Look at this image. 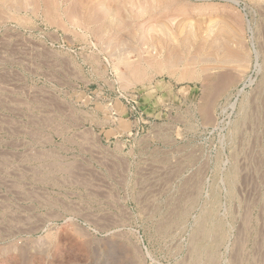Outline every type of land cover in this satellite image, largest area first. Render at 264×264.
Returning a JSON list of instances; mask_svg holds the SVG:
<instances>
[{
  "label": "rangeland",
  "instance_id": "374dc122",
  "mask_svg": "<svg viewBox=\"0 0 264 264\" xmlns=\"http://www.w3.org/2000/svg\"><path fill=\"white\" fill-rule=\"evenodd\" d=\"M110 1L0 0V264H264V0Z\"/></svg>",
  "mask_w": 264,
  "mask_h": 264
},
{
  "label": "bare ground",
  "instance_id": "6f19581e",
  "mask_svg": "<svg viewBox=\"0 0 264 264\" xmlns=\"http://www.w3.org/2000/svg\"><path fill=\"white\" fill-rule=\"evenodd\" d=\"M54 1H55V0H54ZM74 1H76V0H74ZM78 1L80 2V0H78ZM99 1H100V0H99ZM108 1H109V0H108ZM115 1H116V0H115ZM124 1H125V0H124ZM135 1H136V0H135ZM142 1H143V0H140L138 3H141V4H142ZM82 2H83V0H82ZM110 2H112V0H111ZM113 2H114V0H113ZM143 2H144L143 4L146 3V1H143ZM83 3H84V2H83ZM83 3H82V4H83ZM147 3H148V1H147ZM155 3H156V2H155ZM161 3H162V2H161ZM72 4H73V3H72ZM74 4H75V3H74ZM87 4H88V3H87ZM109 4H112V3H109ZM84 5H85V4H84ZM84 5H83V6H84ZM88 5H89V4H88ZM102 5H103V4H102ZM104 5H105V4H104ZM104 5H103V6H104ZM125 5H126V4H125ZM145 5H147V4H145ZM76 6H77V5H76ZM78 6H79V5H78ZM90 6H91V5H90ZM90 6H89V7H90ZM107 6H108V5H107ZM109 6H111V5H109ZM114 6H115V5H114ZM114 6H113V7H114ZM116 6H117V5H116ZM119 6H121V5L118 4L117 8H115V9H116V10H115L116 14H117V13H118V14L121 13V11H122V9H123V7H119ZM128 6H129V5H128ZM140 6H141V5H140ZM79 7H80V6H79ZM105 7H106V6H105ZM118 7H119V8H118ZM129 7H130V6H129ZM138 7H139V6H138ZM150 7H151V5H150ZM71 8H72V7H71ZM73 8H75V7H73ZM76 8H77V7H76ZM82 8H83V7H82ZM107 9L109 10L108 7H106V8L102 7V9H100V7H99V11L93 9V13H94L93 17H96V18H94V19H95L94 22L97 23L96 19H97L98 21H100L101 23H102V20L106 21V17H109V16H107ZM130 9H131V8H130ZM156 9H157V8H156ZM74 10H75V9H74ZM77 10H78V9H77ZM77 10H76V11H77ZM86 10H87V9H86ZM131 10H132V9H131ZM151 10H152V8H151ZM96 11H97V12H96ZM135 11H136V10H135ZM71 12H72V11H71ZM108 12H109V11H108ZM147 12H148V11H147ZM74 13H76V12H74ZM84 13H85V12H84ZM84 13H83V14H84ZM89 13H90V12H89ZM91 13H92V12H91ZM95 13H96V14H95ZM80 14H81V13H80ZM118 14H117V15H118ZM139 14H140V13H139ZM143 14H144V12H142V15H143ZM78 15H79V14H78ZM95 15H96V16H95ZM117 15H116V16H117ZM121 15H122V14H121ZM98 16H99V17H103V18H100V19H99ZM114 16H115V14H114ZM116 16H115L113 19H116ZM88 18H89V17H88ZM108 19H110V18H108ZM92 20H93V18H92ZM119 20H120V19L118 18V19H116V21H115V20H112V21H115L116 23H118ZM90 21H91V20H90ZM107 21H108V20H107ZM126 21H127V20H126ZM129 21H130V20H129ZM88 22H89V21H88ZM86 23H87V22H86ZM91 23H92V22H91ZM91 23H90V24H91ZM98 23H99V22H98ZM98 23H97V24H98ZM106 24H107V23H106ZM126 24H127V23H126ZM128 24H129V23H128ZM100 25H101V24H100ZM107 25H108V24H107ZM109 34H110V33H109ZM120 38H121V37H120ZM151 38H152V37H151ZM99 40H100V39H99ZM119 41H120V40H119ZM116 43H118V42H116ZM101 44H102V43H101ZM121 44H122V43H121ZM123 45H124V44H123ZM115 46H116V45H115ZM117 46H118V45H117ZM111 47H112V46H111ZM111 47H110V49H111ZM115 48H116V47H115ZM117 49H118V48H117ZM135 50H136V49H135ZM135 50H134V52H135ZM132 51H133V50H132ZM123 61H124V60H123ZM143 61H144V60H143ZM138 62H139V61H138ZM115 63H116V62H115ZM136 63H137V62H136ZM146 63H147V62H146ZM120 64H121V63H120ZM136 65H137V64H136ZM130 66H131V65H130ZM116 68H117V66H116ZM127 68H128V66H127ZM135 68H136V67H135ZM118 69H119V68H118ZM128 69H129V68H128ZM131 70H132V69H131ZM135 70H136V69H135ZM116 73H117V72H116ZM140 75H141V74H140ZM203 220H204V219H203ZM204 221H205V220H204ZM204 221H203V222H204ZM201 223H202V222H201ZM202 225H203V224H202ZM201 228H203V226H202ZM207 228H208V226H207ZM207 228H206V229H207ZM209 228H210V227H209ZM209 228H208V230H207V233L205 232L207 235H208V233L210 232V231H209ZM204 229H205V228H204ZM201 230H202V231H200V232L204 233V232H203V229H201ZM210 230H211V229H210ZM207 235H206V236H207ZM205 238H206V237H205ZM199 245H200V244H199ZM200 256H201V255H200ZM197 257H198V256H197Z\"/></svg>",
  "mask_w": 264,
  "mask_h": 264
}]
</instances>
